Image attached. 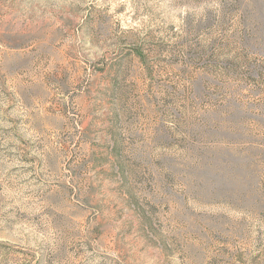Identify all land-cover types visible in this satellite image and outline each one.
Instances as JSON below:
<instances>
[{
	"label": "rangeland",
	"instance_id": "374dc122",
	"mask_svg": "<svg viewBox=\"0 0 264 264\" xmlns=\"http://www.w3.org/2000/svg\"><path fill=\"white\" fill-rule=\"evenodd\" d=\"M0 264H264V0H0Z\"/></svg>",
	"mask_w": 264,
	"mask_h": 264
}]
</instances>
